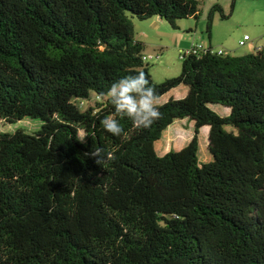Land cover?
Segmentation results:
<instances>
[{"label": "trees", "instance_id": "trees-1", "mask_svg": "<svg viewBox=\"0 0 264 264\" xmlns=\"http://www.w3.org/2000/svg\"><path fill=\"white\" fill-rule=\"evenodd\" d=\"M199 17L197 0H0V121L40 122L0 133V264H264V51L209 48L155 84L134 40L133 19L176 29ZM141 71L159 100L187 93L160 105L151 127L124 118L113 136L98 93ZM182 120L191 140L158 156ZM204 127L211 161L200 164ZM99 147L115 159L97 163Z\"/></svg>", "mask_w": 264, "mask_h": 264}, {"label": "rangeland", "instance_id": "rangeland-1", "mask_svg": "<svg viewBox=\"0 0 264 264\" xmlns=\"http://www.w3.org/2000/svg\"><path fill=\"white\" fill-rule=\"evenodd\" d=\"M200 17L198 20L192 18L175 22L176 29H173L167 22L159 19H148L139 21L133 19L134 40L146 43V54L157 55L158 58L149 63L151 79L155 84L162 83L166 79L176 78L181 73V55L191 48L193 43H211L214 50L223 48L218 42L226 41L235 51L244 50L256 54L250 48L254 37L260 30L264 29V0H197ZM218 6L222 9L227 20L220 18V13L213 11ZM232 11V12H231ZM212 17V29L210 38L206 33L208 17ZM247 35L250 41L245 42V47H239V41ZM213 39H212V37ZM140 39V40H139ZM233 56V53H230ZM244 55V54H243ZM242 55V56H243ZM237 56V55H236ZM241 55H238L239 57ZM180 91L174 90L170 95L159 100L162 105L169 98L181 99ZM86 103L81 105L85 109ZM211 109L220 116H227L228 110L220 106H211ZM40 128V122L24 120L14 125H8L0 121V133L12 134L22 130L33 134ZM208 128L200 129L198 160L200 164L211 161L207 143ZM85 135L79 131L78 136ZM193 135V123L187 120L175 121L165 132L160 141L154 145L158 156H163L169 151H180L191 140ZM173 138V142L166 147V141ZM178 138H181L178 140ZM86 136L83 140L85 142Z\"/></svg>", "mask_w": 264, "mask_h": 264}, {"label": "clouds", "instance_id": "clouds-1", "mask_svg": "<svg viewBox=\"0 0 264 264\" xmlns=\"http://www.w3.org/2000/svg\"><path fill=\"white\" fill-rule=\"evenodd\" d=\"M100 101L107 100L112 107V114L104 116L100 124L105 131L113 136L124 134V128L120 120L127 118L137 129H146L163 118L160 111L159 95L156 88L150 83L144 72L125 75L115 80L106 91L98 93ZM86 135H80L78 139L83 142ZM100 155L97 163L115 159L114 155L106 152L103 147L95 149Z\"/></svg>", "mask_w": 264, "mask_h": 264}, {"label": "crops", "instance_id": "crops-1", "mask_svg": "<svg viewBox=\"0 0 264 264\" xmlns=\"http://www.w3.org/2000/svg\"><path fill=\"white\" fill-rule=\"evenodd\" d=\"M155 19H158V18H155ZM244 36H247V35H244ZM212 39H213V37H212ZM241 41L242 40H240L239 43ZM248 41H250V39ZM248 41H246V42H248ZM139 42L143 43L144 46H145V48H146V43L144 41H141L140 40ZM217 44H220V45L223 46V48H219V49L224 50V52H225L226 55H230V53H233V56H236V55L237 56L238 55H241L242 56L243 54L244 55H246V54H252V53H249L250 52L249 50L248 51H244V50L235 51V49H233L232 46L229 45L226 41L218 42ZM196 45H199V46H201L204 49L212 48L214 50V48L211 46V43L210 42L208 44H203V43H198L197 44V43H193L191 45V48L194 47V46H196ZM242 47H245V44ZM250 48H252V50H254L256 52H258V51H264V29L263 28L254 37V42H253V44H252V46ZM178 90L180 91L179 97L180 98L185 97V95L187 93V89L185 87H179ZM173 91H171L168 95H170ZM168 95H166V96H168Z\"/></svg>", "mask_w": 264, "mask_h": 264}, {"label": "built area", "instance_id": "built-area-1", "mask_svg": "<svg viewBox=\"0 0 264 264\" xmlns=\"http://www.w3.org/2000/svg\"><path fill=\"white\" fill-rule=\"evenodd\" d=\"M249 40V37L248 36H244L243 40L239 43V46L242 47L244 46L245 42ZM209 50L208 49H204L202 48L201 46L199 45H196L190 49H188L187 51H185L184 53H182L181 55V58L183 56H188V55H193V56H197L201 53H206L207 51ZM212 54H216L218 56H222V55H225V52L224 50L222 49H219V50H213L211 51ZM158 58L157 55L153 56V55H150V54H144L143 57H142V60L143 62L145 63H150L151 61H154Z\"/></svg>", "mask_w": 264, "mask_h": 264}, {"label": "water", "instance_id": "water-1", "mask_svg": "<svg viewBox=\"0 0 264 264\" xmlns=\"http://www.w3.org/2000/svg\"><path fill=\"white\" fill-rule=\"evenodd\" d=\"M207 143H208V139H207Z\"/></svg>", "mask_w": 264, "mask_h": 264}]
</instances>
